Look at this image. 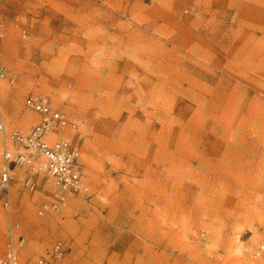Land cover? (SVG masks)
Masks as SVG:
<instances>
[{"label":"rangeland","instance_id":"obj_1","mask_svg":"<svg viewBox=\"0 0 264 264\" xmlns=\"http://www.w3.org/2000/svg\"><path fill=\"white\" fill-rule=\"evenodd\" d=\"M0 22L5 132L48 97L92 192L40 219L15 181L22 262L264 264V0H0ZM7 230L0 207V259Z\"/></svg>","mask_w":264,"mask_h":264},{"label":"built area","instance_id":"obj_2","mask_svg":"<svg viewBox=\"0 0 264 264\" xmlns=\"http://www.w3.org/2000/svg\"><path fill=\"white\" fill-rule=\"evenodd\" d=\"M4 36V26L0 22V82L12 84L16 76L1 62ZM24 107L40 118L28 133L16 128L4 132L0 116V134L4 137L0 155V207L5 211L8 223L7 245L0 264H27L18 255L24 237L18 233L19 218L12 213V186L15 181L27 192H41L47 198L36 210L40 219L62 214L73 199L90 204L92 196L81 150L65 135L66 130H75L77 125L70 122L64 113L53 109L46 96H27ZM41 176L46 181L39 184ZM46 182L50 183L51 191L45 188ZM66 260L67 250L57 242L33 264H66Z\"/></svg>","mask_w":264,"mask_h":264},{"label":"bare ground","instance_id":"obj_3","mask_svg":"<svg viewBox=\"0 0 264 264\" xmlns=\"http://www.w3.org/2000/svg\"><path fill=\"white\" fill-rule=\"evenodd\" d=\"M3 92H6V87H4L3 86V84H0V93H3ZM31 119V116L29 115V114H26L25 116H24V120L25 121H27V120H30ZM1 120H2V118H1ZM2 123H3V121H2ZM3 126H4V124H3ZM4 132H5V127H4ZM42 177V176H41ZM49 182H46L45 183V188L46 187H48V186H50V183H49V185H47Z\"/></svg>","mask_w":264,"mask_h":264},{"label":"crops","instance_id":"obj_4","mask_svg":"<svg viewBox=\"0 0 264 264\" xmlns=\"http://www.w3.org/2000/svg\"><path fill=\"white\" fill-rule=\"evenodd\" d=\"M68 259L66 260V263H67Z\"/></svg>","mask_w":264,"mask_h":264}]
</instances>
